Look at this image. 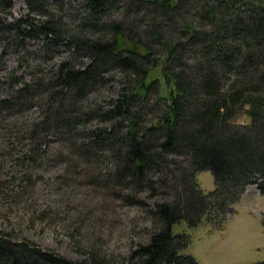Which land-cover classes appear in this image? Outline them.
<instances>
[{"label": "trees", "instance_id": "16d2710c", "mask_svg": "<svg viewBox=\"0 0 264 264\" xmlns=\"http://www.w3.org/2000/svg\"><path fill=\"white\" fill-rule=\"evenodd\" d=\"M12 1L0 0V14ZM27 1L44 18L15 20L11 40L44 35L72 50L43 76L12 74L10 91L0 94V113L43 108L18 159L40 168L57 135L68 154L57 150L56 159L153 218L131 262L199 264L181 253L189 236L174 235L173 224L205 216L221 228L249 185L264 193V0H82L77 16L72 0ZM109 83L115 95L88 102ZM203 170L215 178L209 193L195 177ZM92 258L0 234V264H106Z\"/></svg>", "mask_w": 264, "mask_h": 264}, {"label": "rangeland", "instance_id": "374dc122", "mask_svg": "<svg viewBox=\"0 0 264 264\" xmlns=\"http://www.w3.org/2000/svg\"><path fill=\"white\" fill-rule=\"evenodd\" d=\"M71 2L75 6L72 13L77 16L82 0ZM52 3L46 0L42 4ZM39 11L31 13L27 0H13L0 14L5 18L0 26L1 95L10 91L12 74H21L28 80L40 77L70 57L72 47L64 39L50 41L40 35L25 38V44H17L19 39L11 40L17 29L11 23L29 13L38 20L44 18ZM64 20L68 22L69 16ZM115 93L110 83L98 86L89 94L88 102L105 103ZM42 113L38 104L14 113H0V234L35 242L76 261L93 263L95 256L106 264H136V260L130 261L131 252L147 242L155 228L145 208L123 203L112 187L95 184L83 169H68V159L54 157L57 150L68 154L66 144L57 135L51 136L52 157L40 168L25 169L18 159L27 147L29 126ZM246 120L245 114H240L239 121ZM195 177L203 192L215 189L210 170L199 171ZM152 201L149 200L151 207ZM172 233L189 236L181 253L194 256L199 264L264 261V193L256 184L249 185L221 228L214 227L204 216L197 225L187 220L176 222Z\"/></svg>", "mask_w": 264, "mask_h": 264}]
</instances>
